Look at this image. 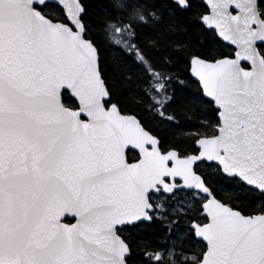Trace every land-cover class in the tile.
Masks as SVG:
<instances>
[{
	"label": "water",
	"instance_id": "95a60500",
	"mask_svg": "<svg viewBox=\"0 0 264 264\" xmlns=\"http://www.w3.org/2000/svg\"><path fill=\"white\" fill-rule=\"evenodd\" d=\"M201 2L199 22L233 52L190 57L189 75L218 125L181 155L161 151L157 136L110 100L80 0H0V264H127L117 229L149 223L150 195L176 190L204 197L205 222L190 223L204 244L197 264H264V212L223 203L195 170L215 165L264 196V19L257 0ZM45 4L64 21L45 16ZM127 150L137 159L127 161Z\"/></svg>",
	"mask_w": 264,
	"mask_h": 264
},
{
	"label": "trees",
	"instance_id": "16d2710c",
	"mask_svg": "<svg viewBox=\"0 0 264 264\" xmlns=\"http://www.w3.org/2000/svg\"><path fill=\"white\" fill-rule=\"evenodd\" d=\"M80 2L84 7L81 20L85 37L97 49L99 71L110 100L121 112L134 114L157 136L162 151L174 148L181 155L194 153L199 136L215 134L217 118L212 103L201 96L191 79L188 61L192 55L214 59L230 52L199 22L205 10L201 0H187L186 9L171 0ZM40 10L52 20L64 21L61 9L55 5L52 10ZM62 101L68 107L75 106L66 92ZM132 155L128 152L127 158ZM212 167L213 172L202 174L199 167L196 171L217 199L244 214L264 212L261 193ZM127 231V264L136 260L167 264L164 256L171 232L168 219L134 225ZM158 251L162 256L153 259Z\"/></svg>",
	"mask_w": 264,
	"mask_h": 264
},
{
	"label": "rangeland",
	"instance_id": "374dc122",
	"mask_svg": "<svg viewBox=\"0 0 264 264\" xmlns=\"http://www.w3.org/2000/svg\"><path fill=\"white\" fill-rule=\"evenodd\" d=\"M45 9L52 10V4L44 5ZM200 168V172L205 174L206 172H213L212 165L199 164L197 168ZM152 203L155 206V212L152 214L156 219H168L171 222V232L168 236V246L165 252V259L167 264H197L200 261L201 254L204 249L199 247L202 244L196 240L188 226L191 221L200 220L199 211L200 204L204 198L194 191H177L169 197L162 194H152ZM170 215H174L170 217ZM202 221H204L202 219ZM146 224V223H144ZM123 236H128L129 231L119 232ZM128 240L127 238H125ZM163 254L158 251L153 255V259ZM162 256V255H161ZM133 264H150L143 260H136ZM153 264H158L153 262Z\"/></svg>",
	"mask_w": 264,
	"mask_h": 264
},
{
	"label": "flooded vegetation",
	"instance_id": "af4514ba",
	"mask_svg": "<svg viewBox=\"0 0 264 264\" xmlns=\"http://www.w3.org/2000/svg\"><path fill=\"white\" fill-rule=\"evenodd\" d=\"M202 3V2H201ZM203 4V3H202ZM204 6V5H203ZM257 8H258V11H259V14H260V17L262 18V19H264V0H257ZM206 12V9L204 10V12L203 13H205ZM202 13V14H203ZM201 14V15H202ZM215 36V35H214ZM222 43V42H221ZM225 45V44H224ZM227 46V45H226ZM227 47H229V49H230V52L227 54V55H224V56H231L232 55V52H233V48H231L230 46H227ZM257 48H258V50H259V52L262 54V56H263V58H264V55H263V53H262V51L261 50H264V45L263 44H259V45H257ZM245 66V65H244ZM128 152H132V157L130 158V159H128L127 158V153ZM126 158H127V161H134V160H136L137 159V154L135 153V152H133V151H131V150H127L126 151ZM157 195H159V194H157ZM151 199H152V197H151ZM202 219L203 218H200V220H198L197 222L198 223H201V222H203L202 221ZM155 220H160V219H156V218H153L152 217V219H151V222L152 221H155ZM204 220V219H203ZM150 222V223H151ZM139 224H142V223H139ZM136 225H138V224H136ZM190 225V222L188 223V226ZM129 226H123V227H120L118 230H119V232H121V231H124V232H126L127 231V228H128ZM122 237H124V239L125 238H127V236H123L122 235ZM128 239V238H127ZM126 240V239H125Z\"/></svg>",
	"mask_w": 264,
	"mask_h": 264
}]
</instances>
